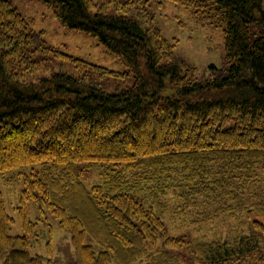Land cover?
<instances>
[{"label":"trees","instance_id":"16d2710c","mask_svg":"<svg viewBox=\"0 0 264 264\" xmlns=\"http://www.w3.org/2000/svg\"><path fill=\"white\" fill-rule=\"evenodd\" d=\"M43 1L124 71L52 48L0 0V175L29 167L14 207L21 234L9 233L0 191L1 264H45L29 251L37 221L27 204L38 200L69 235L76 264H264V0H172L224 33L227 65L211 64L203 79L164 60L176 40L157 26L154 0ZM52 58L76 73L26 81ZM107 76L133 81L108 92ZM81 163L98 169L89 187ZM222 215L247 231L211 238L187 228Z\"/></svg>","mask_w":264,"mask_h":264},{"label":"rangeland","instance_id":"374dc122","mask_svg":"<svg viewBox=\"0 0 264 264\" xmlns=\"http://www.w3.org/2000/svg\"><path fill=\"white\" fill-rule=\"evenodd\" d=\"M9 1L26 19L29 27L40 31L45 42L52 48L72 58L98 64L115 72L124 71V66L115 54L94 35L82 30L66 28L54 15L53 8L43 0ZM149 10L154 14L162 35L176 40L172 54L165 56V61H176L184 67H193V75L197 79L210 75L211 64L219 69L226 67L225 38L221 27L172 0H161L160 5L154 0L150 3ZM48 65L47 70L40 69L33 74L25 75L24 78L26 81H35L40 76H46L58 70L76 73L74 66L63 58H52ZM132 81V76H107L102 86L106 91L113 92L131 85ZM165 92L169 93V91ZM78 170L80 178L87 187L96 181L98 169L95 166L81 163L78 165ZM28 171V166H22L0 175V191L3 194L6 210L14 218L9 229L12 235L22 233L14 207L18 203L23 176ZM27 208L29 218L37 221L36 235L32 236L37 240L30 247V253L42 254L45 264H76L69 235L59 227L58 220L53 214L43 207L40 200L28 202ZM240 217H244V214L241 213ZM169 226L176 234L184 230L181 219L177 216L169 220ZM187 228L192 235L204 234L211 238H232L238 230L246 232L248 226L241 225L234 216L222 215L207 219L199 225H189ZM48 259H51L50 263L47 262ZM3 260L4 256L0 255V264Z\"/></svg>","mask_w":264,"mask_h":264}]
</instances>
